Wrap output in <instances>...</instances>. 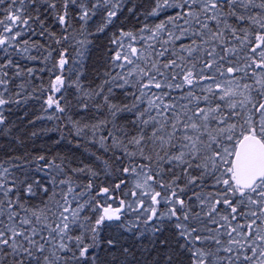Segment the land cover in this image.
<instances>
[{
  "label": "snow or ice",
  "instance_id": "1",
  "mask_svg": "<svg viewBox=\"0 0 264 264\" xmlns=\"http://www.w3.org/2000/svg\"><path fill=\"white\" fill-rule=\"evenodd\" d=\"M0 264H264V0H0Z\"/></svg>",
  "mask_w": 264,
  "mask_h": 264
}]
</instances>
